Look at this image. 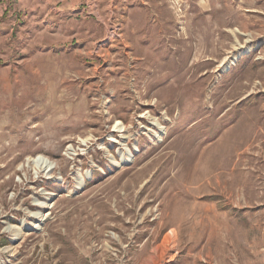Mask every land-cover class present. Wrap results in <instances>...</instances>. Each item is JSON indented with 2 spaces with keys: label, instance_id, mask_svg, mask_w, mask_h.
I'll list each match as a JSON object with an SVG mask.
<instances>
[{
  "label": "rangeland",
  "instance_id": "1",
  "mask_svg": "<svg viewBox=\"0 0 264 264\" xmlns=\"http://www.w3.org/2000/svg\"><path fill=\"white\" fill-rule=\"evenodd\" d=\"M0 264H264V0H0Z\"/></svg>",
  "mask_w": 264,
  "mask_h": 264
},
{
  "label": "bare ground",
  "instance_id": "2",
  "mask_svg": "<svg viewBox=\"0 0 264 264\" xmlns=\"http://www.w3.org/2000/svg\"><path fill=\"white\" fill-rule=\"evenodd\" d=\"M40 166L43 167L45 170L50 171L53 167L50 162L46 161L44 158L42 162H40ZM169 240V236H166V242Z\"/></svg>",
  "mask_w": 264,
  "mask_h": 264
}]
</instances>
